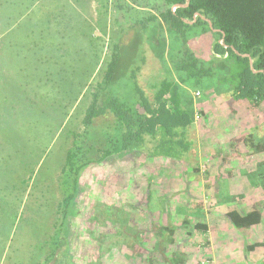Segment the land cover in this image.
Returning <instances> with one entry per match:
<instances>
[{
    "label": "rangeland",
    "instance_id": "1",
    "mask_svg": "<svg viewBox=\"0 0 264 264\" xmlns=\"http://www.w3.org/2000/svg\"><path fill=\"white\" fill-rule=\"evenodd\" d=\"M162 2L0 0V264H44L50 258L46 243L61 224L59 205L72 191L73 176L64 177L61 169L67 152L78 146L81 162L93 161L79 179L88 187L79 199L85 213L97 204L99 218L112 215L105 206L143 205L147 194L166 195L169 202L153 206L173 213L188 179L210 188L232 178L237 194L247 191L245 199L255 202L264 195V168L257 167L264 155L252 154L242 142L250 133L255 141L264 139V106L252 110L235 101L230 85L221 83L222 59L207 53L204 67H212L214 76L198 85L186 80L178 64L185 50L188 59L194 57L202 28L188 31L191 45L164 24L147 23L163 12ZM132 22L143 25L141 42L131 39ZM116 44L123 48L124 69L112 95L133 103L135 82L150 99L162 82L180 83L195 125L186 139L193 144L181 162L137 153L99 161L118 137L114 118L101 116L88 130L83 119ZM226 205L237 210L236 204ZM185 213L189 221L195 218ZM75 228L82 227L77 222ZM77 246L73 262L81 264Z\"/></svg>",
    "mask_w": 264,
    "mask_h": 264
},
{
    "label": "trees",
    "instance_id": "2",
    "mask_svg": "<svg viewBox=\"0 0 264 264\" xmlns=\"http://www.w3.org/2000/svg\"><path fill=\"white\" fill-rule=\"evenodd\" d=\"M186 2L163 0V12L147 18L149 24L160 20L169 30L177 32L183 42L190 43L187 39L189 30L202 28L200 43L192 48L194 57L188 59L189 50H185L178 64L179 70L186 74V80H194L198 85L204 78H212L215 74L212 67H204L205 53L212 60L220 58L225 74L222 85H230L235 101L245 102L248 109H260L264 106V0H189L187 5ZM177 6L181 7L173 10ZM197 14L200 16L195 17ZM202 17L211 22L212 28ZM194 20L192 24L186 22ZM141 27L143 25L134 42L143 39L144 30ZM114 49L103 81L97 85L83 119V125L88 130L101 116L109 114L114 118L118 137L112 143V149L104 151L99 161L135 153L142 154L144 159L180 161L189 150L185 135L194 120L192 112L184 106L179 83L162 82L150 99L135 82L136 100L133 103L117 98L110 89L123 74L120 56L123 48L121 44H116ZM250 60H253L254 71ZM186 80L180 81L185 83ZM201 114L204 113L201 111ZM242 142L252 154L264 155V139L255 141L250 133ZM80 151V146L70 149L61 169L64 177L73 176L72 191L63 197L59 205L57 219H61V224L59 228L54 227L53 235L46 243L50 245V258L44 264H74L73 251L77 244L81 264H159L167 258L171 253L169 248L174 244L175 227L167 220L166 223L162 221L164 210L154 207L164 200L159 198L154 206L130 202L123 208L105 206L104 211L112 214L106 219L105 216L99 218L100 214L95 212L97 204L84 212L85 206L79 198L88 192V187L82 186L79 179L93 161L81 162ZM257 167L264 168V160ZM63 183L68 184V180ZM155 208L160 210L158 217L153 213ZM261 209L263 204L258 201L249 213L242 215L232 210L226 217L236 228H251L261 223ZM141 212L147 213L148 221ZM77 222L82 227L80 231L75 228ZM188 223L186 219L184 226ZM107 224L111 227L108 228ZM193 228L206 229L201 223ZM261 246L254 244L245 250L250 252ZM43 249L42 246L40 252ZM204 261L212 264L211 259Z\"/></svg>",
    "mask_w": 264,
    "mask_h": 264
},
{
    "label": "crops",
    "instance_id": "3",
    "mask_svg": "<svg viewBox=\"0 0 264 264\" xmlns=\"http://www.w3.org/2000/svg\"><path fill=\"white\" fill-rule=\"evenodd\" d=\"M154 23L163 24L160 20ZM130 26L133 30L131 39L135 40L137 33L140 32L139 25L137 22H132ZM194 126L193 124L186 131L185 140L188 138L187 133ZM186 142L189 148L193 144L187 140ZM231 181L232 178L226 186L219 183L210 188L208 184H199L194 179L185 181L182 191L184 196H178L176 210L173 213L169 210L162 212V221L170 222L175 227V231L172 237L174 244L169 248L171 253L159 264H201V261L206 258L211 259L212 264H264V195L258 196V200L255 201L263 204L261 223L251 228H236L226 217L229 211L234 210L226 203L236 204V211L245 215L252 210L255 202L244 198L247 191L237 194L234 185L230 183ZM205 187H208L209 191ZM195 190H197L196 193ZM176 192H180V189ZM159 198L167 202L170 200L166 195L153 198L152 194H147L144 202L153 206V203H156ZM166 208L168 209V207ZM154 210L157 211L155 216L158 217L160 210L157 208ZM185 210L195 214L192 221L188 220ZM186 219L189 222L188 226H184ZM199 223L205 225L206 229L195 230L194 225ZM254 244L262 246L246 252V247Z\"/></svg>",
    "mask_w": 264,
    "mask_h": 264
},
{
    "label": "water",
    "instance_id": "4",
    "mask_svg": "<svg viewBox=\"0 0 264 264\" xmlns=\"http://www.w3.org/2000/svg\"><path fill=\"white\" fill-rule=\"evenodd\" d=\"M188 3H189V0H187L186 5H187ZM178 7H181V6L174 7L173 10H175V9L178 8ZM197 16H200V15L197 14L195 17H197ZM202 19L205 20V21L209 24L210 28H212V24H211V22H210L209 20H206V19L203 18V17H202ZM195 21H196V20H194V21H192V22H189V21H186V22L189 23V24H192V23H194ZM252 64H253V60H250L251 69H252V71H254L253 68H252ZM262 73H263V72H262Z\"/></svg>",
    "mask_w": 264,
    "mask_h": 264
},
{
    "label": "built area",
    "instance_id": "5",
    "mask_svg": "<svg viewBox=\"0 0 264 264\" xmlns=\"http://www.w3.org/2000/svg\"><path fill=\"white\" fill-rule=\"evenodd\" d=\"M199 95V93H196V96H198ZM201 264H211L210 262H208V261H204V262H202Z\"/></svg>",
    "mask_w": 264,
    "mask_h": 264
}]
</instances>
